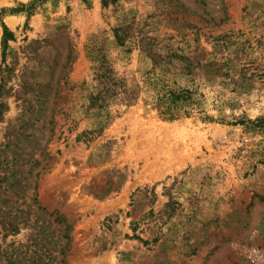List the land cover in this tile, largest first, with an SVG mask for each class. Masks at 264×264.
Here are the masks:
<instances>
[{"label": "rangeland", "instance_id": "374dc122", "mask_svg": "<svg viewBox=\"0 0 264 264\" xmlns=\"http://www.w3.org/2000/svg\"><path fill=\"white\" fill-rule=\"evenodd\" d=\"M264 264V0H0V264Z\"/></svg>", "mask_w": 264, "mask_h": 264}, {"label": "trees", "instance_id": "16d2710c", "mask_svg": "<svg viewBox=\"0 0 264 264\" xmlns=\"http://www.w3.org/2000/svg\"><path fill=\"white\" fill-rule=\"evenodd\" d=\"M9 252H10L9 256H8L7 258L3 259V260H4L5 263H7V264H15V262H16V258L13 257L11 251H9Z\"/></svg>", "mask_w": 264, "mask_h": 264}]
</instances>
